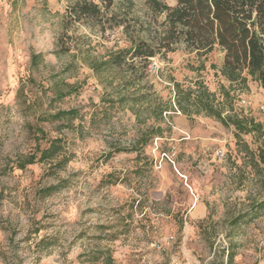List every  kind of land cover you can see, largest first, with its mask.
Masks as SVG:
<instances>
[{
    "label": "rangeland",
    "instance_id": "rangeland-1",
    "mask_svg": "<svg viewBox=\"0 0 264 264\" xmlns=\"http://www.w3.org/2000/svg\"><path fill=\"white\" fill-rule=\"evenodd\" d=\"M67 6L0 0V264H101V252L114 264H264V212L237 223L264 198V164L256 165L264 89L253 81L230 87L221 50L203 70L180 49L152 59L149 83L134 92L125 67L96 69L119 31L104 39L80 23L66 27ZM170 76L204 82L219 108L226 86L224 116L262 125L240 137L255 155L233 126L179 111ZM148 92L153 101H130ZM168 101L175 111L156 121ZM148 126L163 134L144 147ZM56 138L59 154L39 162V148ZM31 154L35 164L15 167Z\"/></svg>",
    "mask_w": 264,
    "mask_h": 264
},
{
    "label": "trees",
    "instance_id": "trees-1",
    "mask_svg": "<svg viewBox=\"0 0 264 264\" xmlns=\"http://www.w3.org/2000/svg\"><path fill=\"white\" fill-rule=\"evenodd\" d=\"M65 1L68 2L64 16L66 27L80 23L96 30L104 39L108 31H119L121 37L115 40V48L96 69L125 67L129 72L125 83H130L134 92H138L142 82L149 83L152 59L168 60L169 54L180 49L195 55L203 70L209 57L216 50H221L224 61L219 72L230 83V87L237 84L248 89L249 82L253 81L264 89V0H174L175 5H170L168 0ZM121 43L125 46H120ZM40 58V54L33 56L34 65L39 64ZM212 67L216 66L213 64ZM169 79L174 104L179 111L189 118L204 113L216 118L224 126H233L239 144L255 155L240 137L259 132L262 125L255 123L252 118L230 114L224 116V106L228 107L231 103L230 91L226 86H221L225 102L219 104V108L216 94L210 92L204 82L197 80L192 87L176 81L173 76ZM153 98L154 93L148 92L133 96L130 101L138 105L153 101ZM162 105L165 106L154 113L156 121L164 120L165 112L175 111L171 101ZM61 115H74V112L65 111ZM162 134L161 126H148L141 138L142 145L145 147L154 136ZM61 142L56 138L49 142L48 147L39 148L41 156L38 161L56 157L61 151ZM263 146L264 141L258 147L257 166L259 163L264 164ZM36 157L35 154L25 156L15 163V167L25 169L36 163ZM57 189L51 187L49 193ZM251 211L239 218L237 223L248 218L257 219L264 212V198L254 204ZM99 257L103 259L101 264H114L115 259L110 252H101Z\"/></svg>",
    "mask_w": 264,
    "mask_h": 264
}]
</instances>
